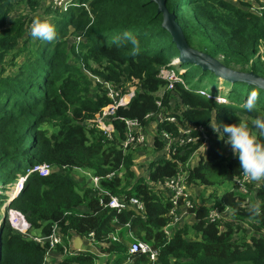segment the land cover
Segmentation results:
<instances>
[{
    "label": "trees",
    "instance_id": "1",
    "mask_svg": "<svg viewBox=\"0 0 264 264\" xmlns=\"http://www.w3.org/2000/svg\"><path fill=\"white\" fill-rule=\"evenodd\" d=\"M19 1L32 9L40 3L0 0V184L11 183L19 172L27 174L35 163L50 164L48 175H28L24 191L9 207L25 215L34 235L49 236L57 224L66 242L90 237L86 242L106 256L74 247V253H65L59 246L63 256L55 264H264V183L246 182L247 192L241 190L236 179L244 174L238 158L228 154L213 130H208L205 152L198 139L176 144L175 150L172 145L169 154L162 136V130L177 136L188 122L206 129L211 123L246 122L264 143V130L254 123L264 118V88L229 81L200 64L180 60V50L152 0H70L65 10L52 4L47 12L56 37L50 42L30 36L27 14L12 17ZM164 1L192 48L219 58L226 67L264 77V9L261 14L244 10L229 0ZM124 31L139 41L135 56L129 54L130 44H112ZM261 46L263 52L257 54ZM168 63L181 68L175 71ZM167 67L184 83L174 81L168 89L169 80L160 75ZM97 77L123 86L125 93L128 83L138 80L130 102L107 118L114 125L112 138L87 124L113 103ZM203 81L213 88L201 87ZM200 88L209 96L200 95ZM251 92L257 94L256 107L247 111L243 104ZM170 116L177 123L166 119ZM126 120L138 121L145 134L149 126L156 128L152 148L164 155L149 162L146 177L137 176L133 167L141 144L124 146ZM49 125L57 129L49 132ZM199 134L194 133L197 138ZM196 153L197 163L192 164ZM74 170L86 173V183L78 182ZM91 174L100 176L99 187ZM177 176L189 192L194 186L212 188L201 203L188 208L194 214L192 224H172L173 194L165 182ZM251 193L258 212L250 211ZM113 196L124 202L135 196L144 209L128 204L119 211L109 205ZM6 199L0 193V207ZM213 209L221 217L210 219ZM247 228L252 230L248 235ZM116 234L119 240H114ZM135 239L156 249V260L131 254ZM48 247L15 231L8 220L1 224L0 264H45Z\"/></svg>",
    "mask_w": 264,
    "mask_h": 264
},
{
    "label": "built area",
    "instance_id": "2",
    "mask_svg": "<svg viewBox=\"0 0 264 264\" xmlns=\"http://www.w3.org/2000/svg\"><path fill=\"white\" fill-rule=\"evenodd\" d=\"M69 2L70 0L67 1V3ZM97 80L98 82L104 83L107 89V95L113 100V103L108 106L109 108L105 112L102 111V112L96 113V116L94 118L87 119V124L88 126H93L95 128L101 129L105 135L112 138V133L114 131V125L112 122H107V118L108 116H112V115L114 116L115 110L117 109L118 106L127 105L130 102L131 98L134 96L135 91H132V93L129 94V99L124 100L125 94H128L131 90L125 93L123 86L115 85L111 82L104 81L103 79H99L98 77H97ZM172 82L174 81L169 80L170 85H172ZM199 93L203 96H209V94L205 92V90H200ZM166 119L172 123H177L176 117L174 116L167 117ZM126 123H127L129 131L127 132V135L124 141L125 147H127L129 144L134 143V141L135 142L141 141L144 138V136H146V134L141 130L138 121L126 120ZM179 131L180 133L177 136H174L172 135L171 131L162 130V136L164 140L166 141V149L169 154H170V148L172 145H173L172 147L173 150H175L176 144L183 146V145H187L190 143H196L198 139L201 140L200 148L203 146H206L208 148V145H209V143L207 142L208 137L206 135L207 134L206 128L204 126L195 125V124L188 122L185 126L181 127ZM196 131L200 133L198 138L194 135ZM32 172H37L40 175L45 176L51 172V166L48 163H35L30 168L28 174L22 176L19 179L17 186L12 191L13 194L11 195V198H14L17 195H19V193L24 189V184L26 182V179L28 175ZM91 177L93 179L94 186L99 187L100 176L92 175ZM245 179H246L245 175L236 179V181L240 185V188L243 190H245L246 188ZM165 186L171 189L172 194H173L171 198L174 204V207L171 210V215L173 218L172 224L177 225L180 222L183 214L187 212L188 208L193 206V202L190 199V193L187 190V187L185 186V184L183 183V179L181 177L177 176L170 180H167L165 182ZM180 200H183L184 202L182 206L179 205ZM128 204L136 206L137 209L139 210L144 209L143 202L140 199L136 198L135 196H131L128 202L121 201L120 198L113 196L109 202V205L111 207H114L118 209L119 211L128 207ZM209 217L210 219L214 220L217 217H221V213L218 209H213L210 212ZM16 222L19 224V228L21 230L28 231L29 227H28L27 220L20 221L19 219H17ZM91 235H93V233ZM129 235L132 236L131 232H129ZM35 236L36 237L34 238L36 241L49 244L48 252L52 248L56 247L57 245L62 244L63 238L65 240L64 234L60 231L57 224H54L52 226L51 235L45 236L44 238L39 237L40 235H35ZM113 238L114 240H119L118 234L114 235ZM87 239L90 240V237H88ZM62 247L65 253H74L73 251L70 250L69 244L66 242V240H65V244H63ZM129 252L131 254L132 253L146 254L150 257L152 261L156 260L157 255H158V252L156 249H154L151 245H149L148 243L140 239H135L131 243L129 247Z\"/></svg>",
    "mask_w": 264,
    "mask_h": 264
},
{
    "label": "rangeland",
    "instance_id": "3",
    "mask_svg": "<svg viewBox=\"0 0 264 264\" xmlns=\"http://www.w3.org/2000/svg\"><path fill=\"white\" fill-rule=\"evenodd\" d=\"M68 0H40L39 5L35 8L32 9L30 6H27L25 4V2L23 1H19L16 3V8L14 10V13L12 14V17H14L16 14L18 13H24L27 14L29 16L28 22L27 24H29V28L31 25V21L34 17H40L42 19H47L49 20L51 23V17L49 15V13L47 12L48 8L52 5V4H57L60 7H63V9L65 10L66 8H68ZM232 3L236 4L237 6L243 8L244 10H249V11H254L257 13H260L262 11V9H264V0H229ZM54 14V13H52ZM261 14V13H260ZM73 34H71L69 36V44H72L73 42ZM25 37L22 38L20 40V44L18 45V48H22L23 44L25 43ZM263 52V46L260 47L259 51L257 54L262 53ZM23 56L21 55V57L17 58L19 63L23 62ZM173 63V62H172ZM172 63H168L169 65H172V67H175V65L177 64H172ZM181 67L180 65H177V67L173 68L175 71L179 70ZM171 68L167 67V68H161V72L160 75L164 78H167L168 80L171 81H177V82H183L184 83V79L179 76V73L175 72L174 70H170ZM94 81L96 80L95 78L91 77ZM171 78V79H170ZM136 82L138 83L137 79L132 80L131 83H128L129 87V93L125 94L124 96V100L129 99V94L132 93V91H135L137 88ZM214 84H211L209 82L203 81L201 87H204L208 90H210L211 88H213ZM225 86V85H224ZM174 87V83L172 82V85H170V83H168L167 88H173ZM224 90L227 89V86L222 87ZM205 92H207V90H205ZM219 97H217L218 99ZM216 99V98H215ZM216 99V100H217ZM223 98L220 97V101H222ZM224 101V100H223ZM109 107H105L103 112H105ZM155 126V124H152ZM46 127V126H45ZM48 129L49 132H52L53 130H56L57 128L49 125L46 127ZM208 130H213L211 126H209L206 129V135L208 137L207 142L209 143V137L210 134L208 133ZM156 132V128L149 126L147 128L146 131V136H144V138L139 141V142H135V144H141L140 147L137 148V151L135 153V163L133 165L134 169H135V173L137 176H144L146 177L148 175V164L151 160L156 159L161 157L162 155H164L163 153L157 152L156 150H154L152 148L153 144H152V140H153V136ZM213 136H218V134L214 131H211ZM226 150L228 152L229 155H233L232 150L230 148L229 145H226ZM206 146H203L200 148L201 151L205 152L206 150ZM197 154L196 156H194V158L192 159V164H196L197 163ZM74 174H76V178L78 180V182H80V184H84L86 183L85 178L87 177L85 174L83 173L81 170H74ZM22 176V174L19 172L17 175V178L15 180H13L11 183L8 184H0V193H5L7 199L6 202L3 204V206L0 207V227L1 224H3V222H5L6 220L9 221V223L13 226L15 231H19L22 234H24L25 236H29L33 239H35L34 237H36L34 235V230H29L28 231H23L19 228V224L16 222L17 219H19L20 221L22 220H26L25 215H23L21 212L16 211L14 208H10L9 204H10V200H11V195L13 194V190L15 189V187L17 186V183L20 179V177ZM246 177V176H245ZM246 182H250L254 185H260L262 183H264V179L258 180V181H251L249 178L246 177L245 179ZM3 183V182H2ZM248 188V187H247ZM247 188H245V190L241 189L244 192H247ZM212 188H207V187H203V186H194L192 188H190V197L192 199V202L195 203H201L202 200V196H206V194H209L211 192ZM189 191V190H188ZM248 201H250L251 204H256L258 201L256 200L255 197V193L254 194H250L248 197ZM5 219V220H3ZM195 218H194V214L189 213L188 211L183 214L181 220H180V224L178 223V225H182L184 223H188V224H192L194 222ZM246 225V224H245ZM252 232V230L250 228H247V235L250 234ZM39 237L44 238L45 236L40 235ZM46 241V240H45ZM44 241V242H45ZM86 245H84V247L86 246V248L84 249H89L92 250L96 253H99V256L102 258H105L106 256L99 251L98 246L96 245H92L89 242L86 241H90L87 238L84 239ZM67 243L69 244V248L71 251L74 250L73 248V238H71L70 240L67 241ZM63 244H65V240L63 238V242L62 244L57 245L56 247L52 248L47 255L46 258V262L45 264H55L57 261L61 260L63 253L62 251H60L58 249L59 246H63Z\"/></svg>",
    "mask_w": 264,
    "mask_h": 264
},
{
    "label": "clouds",
    "instance_id": "4",
    "mask_svg": "<svg viewBox=\"0 0 264 264\" xmlns=\"http://www.w3.org/2000/svg\"><path fill=\"white\" fill-rule=\"evenodd\" d=\"M29 34L34 39L47 42L53 41L56 37L54 25L49 20L42 19L40 17H34L32 19ZM125 42L131 45L129 54L135 56L139 52L140 45L138 39L132 33L129 31H124L122 34L114 36L112 39V44L116 45L117 47ZM200 90L205 89L200 88L198 89V92ZM256 97V92H251L243 104V108L247 111L254 110L256 107ZM217 100L220 101V97ZM254 123L257 128L264 130V118H257ZM210 126L212 127L213 131L218 134V138L223 140L224 144L230 146L233 155L238 158L239 169L247 178H249L251 181L264 179V143L258 141L257 137L249 129V126L246 122H219L211 123ZM25 187L26 182L24 184V189ZM24 189L19 193V195L22 194ZM14 198H11V200ZM250 211L258 212L259 208L258 206L253 205ZM76 251L80 250L76 249Z\"/></svg>",
    "mask_w": 264,
    "mask_h": 264
},
{
    "label": "water",
    "instance_id": "5",
    "mask_svg": "<svg viewBox=\"0 0 264 264\" xmlns=\"http://www.w3.org/2000/svg\"><path fill=\"white\" fill-rule=\"evenodd\" d=\"M158 4V12L163 14V28L167 29L177 44L180 50V60L187 62H195L200 64L203 68H209L218 76L229 81H247L264 88V77L256 74L253 71L241 72L230 67H226L219 58L214 57L208 53L194 49L188 43L184 31L180 24L176 21L175 13L170 12L164 0H152ZM75 248L82 249V237L77 236L75 240Z\"/></svg>",
    "mask_w": 264,
    "mask_h": 264
},
{
    "label": "crops",
    "instance_id": "6",
    "mask_svg": "<svg viewBox=\"0 0 264 264\" xmlns=\"http://www.w3.org/2000/svg\"><path fill=\"white\" fill-rule=\"evenodd\" d=\"M77 239V236H75L73 238V247L75 248V240ZM84 245H86L84 239H82V250H84V248H86V246L84 247Z\"/></svg>",
    "mask_w": 264,
    "mask_h": 264
}]
</instances>
